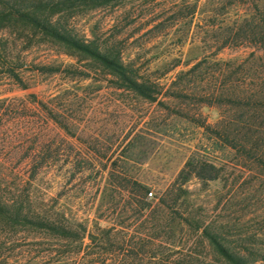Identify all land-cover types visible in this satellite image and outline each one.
<instances>
[{"label": "rangeland", "instance_id": "obj_1", "mask_svg": "<svg viewBox=\"0 0 264 264\" xmlns=\"http://www.w3.org/2000/svg\"><path fill=\"white\" fill-rule=\"evenodd\" d=\"M263 13L264 0H112L62 18L156 83L155 102L30 27L1 30L0 99L42 105L34 127L0 122L6 191L30 192L84 237L8 228L0 264H220L204 228L264 264ZM191 159L217 179H180ZM130 180L151 208L136 207Z\"/></svg>", "mask_w": 264, "mask_h": 264}, {"label": "trees", "instance_id": "obj_2", "mask_svg": "<svg viewBox=\"0 0 264 264\" xmlns=\"http://www.w3.org/2000/svg\"><path fill=\"white\" fill-rule=\"evenodd\" d=\"M112 0H0V31L13 25L30 27L40 34L53 39L55 42L67 46L70 49L86 55L99 64L110 75L116 77L120 87L130 91L148 101H157L158 85L152 81L141 78L139 72L132 66L124 63L119 54H113V50H104L96 40H87L79 37L68 29L62 21L63 17H74L81 12L96 9L110 3ZM59 15L57 20L54 17ZM264 24V13L262 15ZM202 60L201 62H205ZM201 63L195 66L199 68ZM194 69V70H195ZM60 68H39L40 73H58ZM9 76L19 83L23 90L29 89L19 73L14 68L9 69ZM232 103L233 101L230 100ZM41 102L37 94H31L28 98H2L0 99V122L9 123L4 116L14 115L13 120H22L29 117L28 124L33 127L38 124ZM29 113H33L30 115ZM53 116V114L51 113ZM66 129L68 128L65 124ZM12 138L6 131L0 130V141H10ZM260 144V143H259ZM210 164H202L191 159L180 174V179L187 181L188 177L195 173L204 181L215 180L217 175H208L215 171ZM7 163L0 162V233L7 232L8 228L34 227L45 230L49 234L63 239L80 238V232L73 228L71 219L66 218L65 213L48 209L47 206H36L37 197L30 192L19 190L16 193L7 192L6 175ZM213 171V172H212ZM38 168L34 170L36 174ZM132 189H136L135 205L139 209H149L152 204L146 201L145 187L137 181L130 180ZM128 185V186H129ZM127 186V187H128ZM202 229L197 226V230ZM202 236L207 239L210 246L219 256L220 264H258L259 260L251 259L241 252L233 251L222 241L217 233L210 228L202 230ZM1 241V240H0ZM101 241V240H100ZM205 264V263H203Z\"/></svg>", "mask_w": 264, "mask_h": 264}, {"label": "built area", "instance_id": "obj_3", "mask_svg": "<svg viewBox=\"0 0 264 264\" xmlns=\"http://www.w3.org/2000/svg\"><path fill=\"white\" fill-rule=\"evenodd\" d=\"M153 195V193H150V196H152Z\"/></svg>", "mask_w": 264, "mask_h": 264}]
</instances>
